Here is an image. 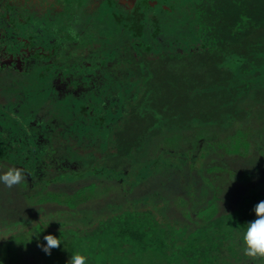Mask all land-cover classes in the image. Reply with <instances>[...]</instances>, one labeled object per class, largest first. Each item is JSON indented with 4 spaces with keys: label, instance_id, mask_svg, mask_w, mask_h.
<instances>
[{
    "label": "trees",
    "instance_id": "1",
    "mask_svg": "<svg viewBox=\"0 0 264 264\" xmlns=\"http://www.w3.org/2000/svg\"><path fill=\"white\" fill-rule=\"evenodd\" d=\"M117 16H123L120 24ZM110 17V38L98 40L99 51L90 60L98 71L81 70L79 84L85 83L73 102L63 107V119L53 111L46 127L42 115L28 111L22 116L19 107L14 117L0 119V164L7 160L26 173L21 187L42 186L32 201H47L49 183L72 181L71 174L51 175L57 169L79 170L80 161L85 166L79 177L104 175L117 180H94L79 192L88 190L89 197L98 195L94 185L99 184L108 189L104 195L99 191L98 197L107 200L106 194L131 172L135 180L130 185L146 184L156 173L157 162L114 171L99 167L97 161L107 160L112 151L129 161L142 150L160 122L154 118V110L168 117L161 124L176 131L166 148L162 144L156 148L175 159L188 156L191 168H198L197 160L212 147L211 142H204L219 137L211 129L193 128L198 124L238 120L236 136L218 146L227 154L240 155L253 145L263 154L264 0H155L125 12L112 8ZM92 101L102 103L100 118L82 111L84 103ZM145 105L152 112L146 108L142 114ZM168 164L176 165L172 159ZM260 175L252 168L243 171L250 182ZM211 188L214 196L198 210L202 223L197 227L191 229L192 222L158 219L148 209H126L109 217L100 214L91 228L60 227L53 235L62 243L50 255L42 248L47 234L40 218L1 220V262L68 264L71 254L80 252L89 256V264H121L125 258L170 263L173 257L179 264H231L232 258L237 264H264V257L245 255L242 243L247 223L257 218L255 205L264 201V182L221 214L214 203L218 200L215 191L220 194L224 187ZM206 192V187L200 191ZM160 214L165 218L162 211ZM174 246L181 253L176 255Z\"/></svg>",
    "mask_w": 264,
    "mask_h": 264
},
{
    "label": "rangeland",
    "instance_id": "2",
    "mask_svg": "<svg viewBox=\"0 0 264 264\" xmlns=\"http://www.w3.org/2000/svg\"><path fill=\"white\" fill-rule=\"evenodd\" d=\"M128 2H131V0H128ZM68 3L67 0H64L63 4L65 10L58 14L56 18L52 19V21L54 20V23H52L50 28L53 26L58 34L55 37L52 35L55 44L63 41L66 37L68 38V36L71 37V39L76 38V29L74 28L72 30L68 28V24L66 23L68 19L72 17L70 16L72 11V6H70L72 4L71 0L69 6H67ZM43 10V13L50 11V9ZM39 12L40 10H37L38 14H40ZM55 15L56 13L51 14L53 17H55ZM98 15H95V18ZM30 22L31 25L42 28V22H40L36 16L31 17ZM95 37L97 36L95 35ZM10 43V41H7L4 44L6 46L15 45L14 42L13 44ZM59 55L61 57L59 60L63 63L65 61V59H62L64 52L61 51ZM64 69L67 68L56 70L59 72L57 75L60 74V76L65 79L60 88H58L56 83L51 84L53 80L49 81L50 86L57 90L60 89V93H63L62 97L59 98L54 96L55 90L50 89L47 84L43 93L39 94L40 91L38 92L37 88H41V81H45L41 80L43 79L42 77L38 78L36 71L34 72L33 70L27 69L28 73L26 74L15 73L12 70H9L6 73L3 72L2 74L4 76L0 75V115H7V108H9V112L14 111V108H10L9 106L11 104L14 105L17 101H22L24 97L23 95H27L25 96L27 98L24 97L25 102L28 103L29 100H32L31 102L34 103L32 93H37L45 98L44 104L46 103V106L43 110H46L47 112L50 110L47 106L48 102H55L57 104L63 103L64 101L66 102V100L70 98L74 100V98L71 97L73 95L70 94H74L76 89L74 85L75 81L69 80V74L71 71H65ZM51 97L55 98L51 99ZM41 100L42 99L39 101ZM143 103H146L145 99L142 100V104ZM14 107L16 108V105H14ZM146 108L152 112V108H148L147 105L143 106L140 112L143 114L144 109ZM50 112H52V110ZM154 112L156 114L154 118L158 119L160 122L156 123V132L147 142H145L142 150H137L129 161L125 158L119 159L114 151H112V153L110 152V157L107 160L102 158L97 161L99 167H111L114 171L126 168L127 170L131 169L132 167L130 168V165L142 167L143 163L157 162V171L154 175H151L146 184L130 185L132 184L131 182H134L135 180V174L133 173L132 175L131 172L123 179V181H118L120 185H117V187L111 190L110 194L109 192L106 194V196H108L106 198L107 200H104V198L101 199L100 196L98 197L99 191L104 195L108 189L99 184L94 185L96 186L94 191L98 192L94 194L98 195L89 197L90 194L88 190H84V194L79 192L83 190V187L89 185L94 180H99L103 183H115L117 180H114L112 177L108 179L104 175L99 178L91 175L79 177L84 171L83 168L85 166V164L80 161L81 168L79 170L60 171L57 169L53 171V174L51 175L53 177L60 175L63 172L71 174L74 178L70 182L56 181L49 183L45 187V189L49 191V194L46 196L47 201L45 202L32 201L31 199L33 198L32 195L36 193V189L42 187L40 185L36 188L25 189L24 187H21V184L13 186L12 188L0 184V222L1 220L7 223L19 220L28 221L30 219L31 221H34L35 219L40 218L39 220L45 224V233L48 235L53 234V232L60 227L63 229L68 226L79 229L94 227L96 224V218L100 214L109 217L126 209L139 211L148 209L154 212L158 219H165L166 221L171 219L175 223L192 222V225H190L192 229L202 223L197 216L198 210L202 209L203 206H205L214 196L211 186L218 190L221 186L224 187L220 194L215 191L218 200L214 203L218 204V212L221 214L236 207L243 194H253V192L257 190V186L264 182V151L262 154L261 150L252 145V147H249L247 151H244V153H241L240 155L227 154L224 149L218 146V143H228L231 136H236L237 130L240 128V121H226L224 123L214 122L206 125L198 124L193 126V128L201 126L203 129H211V131L217 133L219 137L212 140L208 139L209 141L207 140L204 142V144L211 142L212 147L209 148L208 152H205L206 154L204 158L197 160L196 166L198 168H191L188 156L186 158L183 157L182 159L181 157L175 159L172 158L170 154L164 153L156 148L157 145L161 144L162 148H166L165 144L171 143L170 140L173 139L172 133L176 131L174 128H169L166 127V125L161 124L168 118L167 116H163V114L160 113L158 114L157 110H154ZM190 139L192 140V138ZM61 146L64 147L62 144ZM241 152H243V150ZM170 159H172L176 165L168 164ZM221 161L227 163L228 166L222 165ZM211 167L214 168V171L209 172L208 170ZM250 168L255 171H260L261 173L260 177L252 182L248 180L249 178L243 176V171ZM4 171H6V168L0 167V173ZM204 187L207 188V192L202 194L200 191ZM191 191L193 192V195L191 194ZM51 193L59 195L58 197L51 196ZM184 201H188V203ZM107 202L109 205L106 204ZM160 211H162L165 218L161 217ZM211 212L213 214L215 213L214 210ZM173 230H175V228ZM5 232L6 230L2 231L4 234ZM173 250L176 255L177 253H181V249L178 246H174ZM173 258L174 260L170 263L148 259L142 261L131 259L126 261L125 258L122 260L121 264L180 263V261L177 260V257ZM1 259L0 264H3ZM231 261V264L238 263L234 258H232Z\"/></svg>",
    "mask_w": 264,
    "mask_h": 264
},
{
    "label": "flooded vegetation",
    "instance_id": "3",
    "mask_svg": "<svg viewBox=\"0 0 264 264\" xmlns=\"http://www.w3.org/2000/svg\"><path fill=\"white\" fill-rule=\"evenodd\" d=\"M67 1L69 2L67 6H69L70 0ZM154 2L155 0H131V2H128V0H71L72 4L70 6H72V11L70 16L72 17L66 23L68 24V28L72 30L76 29V38L71 39L68 36V38L66 37L63 41L55 44L52 35L54 37L57 36V30L53 26L50 28V26L54 23L52 19L65 10L64 0H0V75L2 76L3 72L6 73L9 70L19 74L28 73L27 69L36 71L38 78L42 77L43 79L41 80L45 81H41V88H37L38 92L40 91L39 94L43 93L47 84L50 89L55 90L54 96L59 98L62 97L63 93H60V89L57 90L50 86L49 81L53 80L51 84L56 83L58 88H60L65 79L60 74L57 75L59 72L56 70L67 68L64 70L71 71L72 73V76L71 73L69 74V80L75 81L74 85L76 89L74 94H70L74 98L76 95H79V91L82 88L81 85L85 83L79 84L83 78L81 70L89 67L94 72L98 71L97 67L90 60L93 54L99 51L97 49L100 44L98 40L110 38V14L112 8L125 12L129 9L141 8L143 3L151 5ZM43 9H50V11L43 13ZM37 10H40V14L37 13ZM55 13V17L51 16V14ZM95 15L98 16L95 18ZM29 16H36L42 22V28L31 25V17ZM122 17H116L117 24L123 21ZM7 41H10V44L14 42L15 45L6 46L4 43ZM61 51L64 52L62 59H65V61L63 63L59 60L61 58L59 55ZM85 76H89V73H85ZM32 94L34 103L31 102L32 100H29L28 103L25 102L24 97L27 95H23V100L17 101L14 104L16 108L12 104L9 107L14 108V111H17L19 107L18 111L22 116L28 114V111H36L35 115L39 114L43 116L40 120H42L43 125L46 127L49 125V119L53 111L59 112L58 118L63 119L65 116L63 107L67 103L73 102L71 98L63 103L48 102L47 106L50 110L47 112L43 110L46 106V103L44 104L45 98L37 93ZM53 98L51 97V99ZM40 99L42 100L39 101ZM84 104L86 105L82 108L83 112L88 110V113L97 115L100 118L101 112L104 111L101 107L102 103L100 105L92 101ZM8 109L6 111L7 115L10 116L12 114L14 117V111L9 112ZM51 110L52 112H50ZM2 116L3 114L0 115V119ZM71 119L73 118L70 117L69 120ZM2 162L4 164H0V167L12 168V162L7 160Z\"/></svg>",
    "mask_w": 264,
    "mask_h": 264
},
{
    "label": "clouds",
    "instance_id": "4",
    "mask_svg": "<svg viewBox=\"0 0 264 264\" xmlns=\"http://www.w3.org/2000/svg\"><path fill=\"white\" fill-rule=\"evenodd\" d=\"M26 179V173L19 167H12L0 173V184L8 188L20 185ZM256 219L247 223L242 236L245 255L250 257H264V201H260L254 207ZM45 243L42 245L46 254H51L53 248L61 245L57 236L48 234L44 236ZM89 256L73 252L68 264H89Z\"/></svg>",
    "mask_w": 264,
    "mask_h": 264
}]
</instances>
